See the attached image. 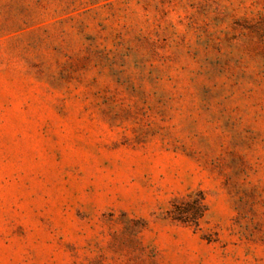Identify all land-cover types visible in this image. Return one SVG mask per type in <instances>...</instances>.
Instances as JSON below:
<instances>
[{"label": "rangeland", "instance_id": "obj_1", "mask_svg": "<svg viewBox=\"0 0 264 264\" xmlns=\"http://www.w3.org/2000/svg\"><path fill=\"white\" fill-rule=\"evenodd\" d=\"M0 264H264V0H0Z\"/></svg>", "mask_w": 264, "mask_h": 264}]
</instances>
